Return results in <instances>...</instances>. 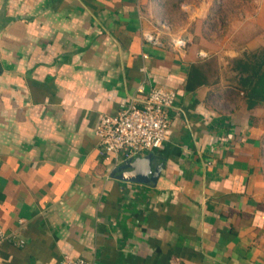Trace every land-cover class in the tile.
Returning a JSON list of instances; mask_svg holds the SVG:
<instances>
[{
	"label": "crops",
	"instance_id": "crops-1",
	"mask_svg": "<svg viewBox=\"0 0 264 264\" xmlns=\"http://www.w3.org/2000/svg\"><path fill=\"white\" fill-rule=\"evenodd\" d=\"M263 45L264 0H0V227L23 241L0 264H264L261 103L232 68ZM151 86L176 93L167 140L120 179L94 129Z\"/></svg>",
	"mask_w": 264,
	"mask_h": 264
},
{
	"label": "built area",
	"instance_id": "built-area-1",
	"mask_svg": "<svg viewBox=\"0 0 264 264\" xmlns=\"http://www.w3.org/2000/svg\"><path fill=\"white\" fill-rule=\"evenodd\" d=\"M144 39L154 45H160L157 33L145 32ZM187 38L183 35H173L170 42L174 48L184 50ZM142 90L144 86L140 85ZM176 99L172 89L151 86L145 96L131 99L120 105L114 114L103 113L94 133L101 152L120 154L124 158L148 151L160 146L167 140L169 126L168 108ZM11 241L22 245L23 241L12 233H5L0 227V241ZM61 264H92L91 262L65 256Z\"/></svg>",
	"mask_w": 264,
	"mask_h": 264
},
{
	"label": "trees",
	"instance_id": "trees-1",
	"mask_svg": "<svg viewBox=\"0 0 264 264\" xmlns=\"http://www.w3.org/2000/svg\"><path fill=\"white\" fill-rule=\"evenodd\" d=\"M232 68L248 105L264 103V45L234 60Z\"/></svg>",
	"mask_w": 264,
	"mask_h": 264
},
{
	"label": "water",
	"instance_id": "water-1",
	"mask_svg": "<svg viewBox=\"0 0 264 264\" xmlns=\"http://www.w3.org/2000/svg\"><path fill=\"white\" fill-rule=\"evenodd\" d=\"M148 159L149 155H146L144 157L124 158L120 163L116 165L113 174H115L116 177L124 180L147 181V177L141 178V175L145 173V171L139 172L137 169H143V164L147 165L148 168Z\"/></svg>",
	"mask_w": 264,
	"mask_h": 264
},
{
	"label": "rangeland",
	"instance_id": "rangeland-1",
	"mask_svg": "<svg viewBox=\"0 0 264 264\" xmlns=\"http://www.w3.org/2000/svg\"><path fill=\"white\" fill-rule=\"evenodd\" d=\"M258 113H259V119L261 122H263V127H264V103L259 104ZM263 139H264V134H263ZM263 144H264V141H263Z\"/></svg>",
	"mask_w": 264,
	"mask_h": 264
}]
</instances>
